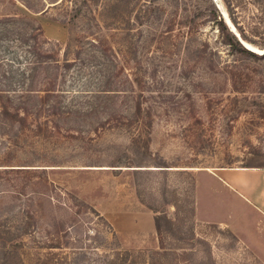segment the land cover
<instances>
[{
    "label": "rangeland",
    "instance_id": "374dc122",
    "mask_svg": "<svg viewBox=\"0 0 264 264\" xmlns=\"http://www.w3.org/2000/svg\"><path fill=\"white\" fill-rule=\"evenodd\" d=\"M55 1L61 0H0V17L30 20L17 31L25 35L40 27L42 52L52 53V60L61 58L68 30L84 28L79 19L75 27L68 23L70 1L53 6ZM211 1L229 29L221 0ZM244 1L232 8V16L245 30L258 22L248 35L253 33L251 39L263 49L253 48L263 51L264 16ZM142 2L153 13L133 19L135 56L129 64L142 67L152 83L148 153L138 161L129 150L134 123L102 126L104 115L83 118L84 97L76 99L82 104L79 119L74 121L75 114L58 122L52 137L25 132L14 144V129L0 123V148L11 151L6 165L33 161L37 167L27 168L45 171L32 173L31 181L40 174L47 184L28 183L18 195H0V264H97L99 253L111 250L175 253L179 264H264L262 212L230 199L211 176L218 169H256L244 168L251 157L264 161V60L244 62L230 55L208 23L195 20L186 35L184 17L194 14L196 3L205 8V0H133L134 10L143 11ZM202 50L205 56L198 59ZM232 67L242 78L230 79ZM115 109L130 118L131 99ZM157 161L168 167H153ZM69 196L86 206L74 221L63 206L74 203ZM159 213L173 221L174 235L157 238L152 219ZM52 241L66 245L55 248ZM169 259L166 263L173 264Z\"/></svg>",
    "mask_w": 264,
    "mask_h": 264
},
{
    "label": "trees",
    "instance_id": "16d2710c",
    "mask_svg": "<svg viewBox=\"0 0 264 264\" xmlns=\"http://www.w3.org/2000/svg\"><path fill=\"white\" fill-rule=\"evenodd\" d=\"M64 1H70L72 5L71 13L67 18L68 23L75 27V21L79 19L84 23V28L68 30L60 59L52 60V53L42 52L44 40L38 25L31 27L30 33L23 35L16 30L22 29L17 25L26 29L28 25L25 21L30 22V20L23 16L0 17V43H4L0 45L2 54L0 56V123L6 124L11 130L14 129L13 137L10 136L14 144L25 132L36 136L52 137L53 131L55 133L59 131L58 122L66 123L75 114L74 121L79 119V106L82 104L76 99L84 97L83 104L87 107L82 113L83 118L98 120L104 115L105 119L98 121L102 126L112 122L113 125L116 122L137 125L136 134L129 140V150L133 156H136V160H142L148 153L152 106L147 103V100H152V94L151 90L147 89L152 83L144 77L142 67L140 68L143 78L140 76V68L135 69L133 63L129 64L135 56L130 27L133 19L136 21L141 19L140 17L147 18L151 16L153 9L145 6L148 2H142L140 5H143L144 9L137 12L134 10L133 0ZM205 1L207 2L205 8L196 3L194 14L188 18L184 17L186 35L192 34L191 29L196 27L195 20L199 24L208 23L212 25L220 43L227 48L230 55L244 62L264 60V54L259 55L242 45L246 43L251 47L262 48L250 37L257 29L258 22L252 25L250 23L248 30H245L232 16V8L238 6L241 0H221L228 20L235 28L238 37H235L228 29L212 1ZM61 2L63 0L55 1L53 6ZM244 2V6H257L259 10L261 9V15L264 16V0H245ZM132 13H134L133 17ZM105 28L114 29V31L107 33ZM249 29L253 32L250 35H248ZM28 41H31L32 45H29ZM204 56L202 50L199 51L197 58L202 59ZM228 74L231 80H236L235 76L242 78L244 75L237 70V67L236 70L232 67V71ZM81 80L83 81L78 86ZM128 98L132 103L130 118L124 117L121 113L117 114L115 109ZM1 145L2 143L0 147ZM0 152V195L10 191L18 195V189L24 188L28 183L30 187L38 186L41 181L46 184L44 177L40 174L36 175L35 181L30 179L32 173H44L45 169L27 168L37 167L32 165L33 161L22 162L20 165H6L11 151L6 147L4 150L0 148ZM261 157L264 158V156ZM49 164L52 166V160ZM136 164L139 165L134 167H149L141 166L142 163ZM153 164V167L157 168L168 167L160 161ZM244 168L264 169V161L256 162L255 157H251ZM24 175H27L28 181H25V184L21 182ZM68 198L74 203L63 204V206L68 218L74 221L76 214L86 209V206L76 198L72 199V196ZM152 224L158 239L174 235V223L166 215L161 213L154 215ZM16 231H19V228H16ZM6 233L10 235L11 231L8 230ZM56 233L54 231L52 235ZM18 244L17 239L11 241L9 246L15 247ZM63 245H66V241L62 243L52 241V246L55 248H61ZM98 257L97 264H168L166 261L170 260L169 257L173 259V264H179L180 256L175 253H131L128 250H111L99 253ZM6 264L13 263L9 261Z\"/></svg>",
    "mask_w": 264,
    "mask_h": 264
},
{
    "label": "crops",
    "instance_id": "0c3cea01",
    "mask_svg": "<svg viewBox=\"0 0 264 264\" xmlns=\"http://www.w3.org/2000/svg\"><path fill=\"white\" fill-rule=\"evenodd\" d=\"M211 176L230 199L253 205L264 216V169H218Z\"/></svg>",
    "mask_w": 264,
    "mask_h": 264
},
{
    "label": "water",
    "instance_id": "95a60500",
    "mask_svg": "<svg viewBox=\"0 0 264 264\" xmlns=\"http://www.w3.org/2000/svg\"><path fill=\"white\" fill-rule=\"evenodd\" d=\"M226 22H227V21H226ZM229 29H230V31L235 35V37H238V36L235 34L234 29L232 28V26H229ZM242 45H243L246 49H248V50H250V51H252V52H255V51L251 50L249 47H247L246 45H244L243 43H242ZM255 53L261 55V54H264V50H263V51H259V53H258V52H255Z\"/></svg>",
    "mask_w": 264,
    "mask_h": 264
},
{
    "label": "bare ground",
    "instance_id": "6f19581e",
    "mask_svg": "<svg viewBox=\"0 0 264 264\" xmlns=\"http://www.w3.org/2000/svg\"><path fill=\"white\" fill-rule=\"evenodd\" d=\"M226 15H224V17H225ZM225 19H226V17H225ZM227 21V20H226ZM227 24H228V26H231L230 25V23L227 21L226 22ZM244 45H246L247 47H249L251 50H253V51H255V52H259V50H256L255 48H253V47H251L250 45H248V44H245V43H243Z\"/></svg>",
    "mask_w": 264,
    "mask_h": 264
}]
</instances>
